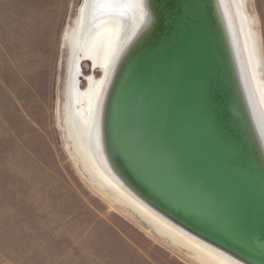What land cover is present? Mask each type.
<instances>
[{
  "label": "water",
  "instance_id": "obj_1",
  "mask_svg": "<svg viewBox=\"0 0 264 264\" xmlns=\"http://www.w3.org/2000/svg\"><path fill=\"white\" fill-rule=\"evenodd\" d=\"M153 23L114 78L110 160L143 200L248 264H264V153L218 0H148Z\"/></svg>",
  "mask_w": 264,
  "mask_h": 264
},
{
  "label": "rangeland",
  "instance_id": "obj_2",
  "mask_svg": "<svg viewBox=\"0 0 264 264\" xmlns=\"http://www.w3.org/2000/svg\"><path fill=\"white\" fill-rule=\"evenodd\" d=\"M82 1L0 0V264H194L98 192L71 153L64 37ZM246 5L264 56V0Z\"/></svg>",
  "mask_w": 264,
  "mask_h": 264
},
{
  "label": "bare ground",
  "instance_id": "obj_3",
  "mask_svg": "<svg viewBox=\"0 0 264 264\" xmlns=\"http://www.w3.org/2000/svg\"><path fill=\"white\" fill-rule=\"evenodd\" d=\"M218 7L234 70L264 153V56L260 32L255 30L258 22L249 15L246 0H218ZM152 23L148 0L82 1L64 37L65 138L89 183L119 210L139 221L146 232L155 234L194 264H248L148 204L128 186L110 160L104 135L108 97L120 65Z\"/></svg>",
  "mask_w": 264,
  "mask_h": 264
}]
</instances>
